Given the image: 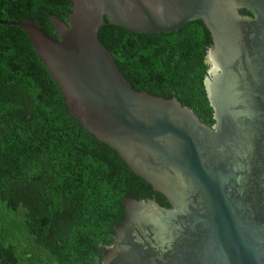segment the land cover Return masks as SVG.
Wrapping results in <instances>:
<instances>
[{
	"label": "water",
	"instance_id": "water-1",
	"mask_svg": "<svg viewBox=\"0 0 264 264\" xmlns=\"http://www.w3.org/2000/svg\"><path fill=\"white\" fill-rule=\"evenodd\" d=\"M56 37L25 29L68 111L162 193L126 198L100 264H264V0H71ZM242 10L247 11L241 12ZM159 33L199 19L214 123L135 90L98 38L106 23Z\"/></svg>",
	"mask_w": 264,
	"mask_h": 264
},
{
	"label": "trees",
	"instance_id": "trees-1",
	"mask_svg": "<svg viewBox=\"0 0 264 264\" xmlns=\"http://www.w3.org/2000/svg\"><path fill=\"white\" fill-rule=\"evenodd\" d=\"M71 4L0 0V20L29 19L56 37L49 16L66 21ZM98 38L133 89L176 97L214 123L204 84L212 39L202 20L135 33L106 19ZM126 198L169 206L68 111L25 29L0 23V264H100Z\"/></svg>",
	"mask_w": 264,
	"mask_h": 264
}]
</instances>
